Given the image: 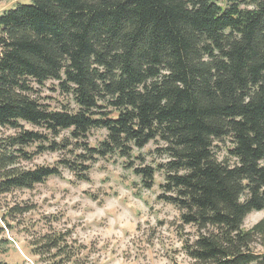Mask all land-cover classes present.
Segmentation results:
<instances>
[{
	"label": "trees",
	"instance_id": "obj_1",
	"mask_svg": "<svg viewBox=\"0 0 264 264\" xmlns=\"http://www.w3.org/2000/svg\"><path fill=\"white\" fill-rule=\"evenodd\" d=\"M31 1L0 15V254L33 209L5 197L65 171L90 182L117 156L146 190L165 177L158 199L180 212L190 264H264V219L244 228L264 210V0ZM50 82L61 108L44 95ZM96 130L106 137L93 145ZM69 239L40 234L34 254L76 264Z\"/></svg>",
	"mask_w": 264,
	"mask_h": 264
},
{
	"label": "rangeland",
	"instance_id": "obj_2",
	"mask_svg": "<svg viewBox=\"0 0 264 264\" xmlns=\"http://www.w3.org/2000/svg\"><path fill=\"white\" fill-rule=\"evenodd\" d=\"M225 7L227 0H215ZM31 0L0 1V15L31 5ZM243 7L253 9L251 5ZM44 89L48 102L56 108L65 104L67 97L50 88ZM106 137L104 131H95L91 143L96 145ZM217 157L227 158L228 140L216 143ZM157 146L149 145L141 153L147 154ZM58 154L46 155L37 164L53 165ZM148 164L159 161L154 155L147 156ZM90 182H78L65 171L62 178L53 177L34 190L13 191L2 201L3 205H28L33 209L19 218L14 230L7 231L12 244L0 254L7 264H48L45 256L34 254L32 246L47 232L69 233V244L81 252L76 264H190L183 250L180 235V212L176 207L158 199L162 194L160 185L165 177L157 172L152 190L141 185V178L125 168L117 156L101 159L90 173ZM263 212H253L245 221V229L263 221ZM12 223V222H11ZM195 239V230L186 228L185 237ZM258 254L264 255V238L254 244Z\"/></svg>",
	"mask_w": 264,
	"mask_h": 264
}]
</instances>
